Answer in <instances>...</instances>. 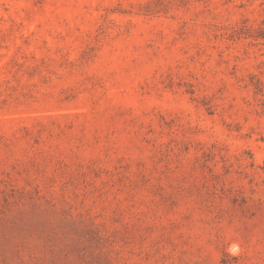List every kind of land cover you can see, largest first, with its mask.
Here are the masks:
<instances>
[{
  "label": "rangeland",
  "instance_id": "1",
  "mask_svg": "<svg viewBox=\"0 0 264 264\" xmlns=\"http://www.w3.org/2000/svg\"><path fill=\"white\" fill-rule=\"evenodd\" d=\"M0 264H264V0H0Z\"/></svg>",
  "mask_w": 264,
  "mask_h": 264
}]
</instances>
